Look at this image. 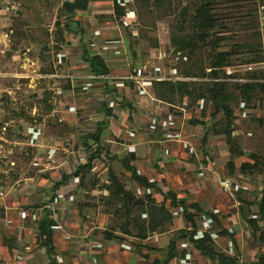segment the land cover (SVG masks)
Segmentation results:
<instances>
[{"label":"rangeland","instance_id":"1","mask_svg":"<svg viewBox=\"0 0 264 264\" xmlns=\"http://www.w3.org/2000/svg\"><path fill=\"white\" fill-rule=\"evenodd\" d=\"M73 1L0 0V264H9L6 255L24 250L15 228H10L17 227L14 220L21 210L28 211L33 219L36 213L48 211L67 231L76 229V243L63 230L64 237H68L64 251L89 252L86 241L96 236L103 261L93 264H107L106 256L122 262L131 254H139L131 255L135 264L137 258L142 264H154L156 258L164 257L172 235L186 224L179 209L173 225L150 233L145 240L124 236L122 227L115 228V233L124 239L121 245L127 239L133 253L121 250L119 241L111 244L114 247L106 243L105 231H114L126 219L115 214L123 206L122 201L108 204L105 185L111 184L110 170L136 199L146 192L144 195L151 194L167 210L169 201L164 197L169 191L198 203L203 211L219 207L221 214H226H219L225 217L223 229L229 232L219 230L214 246L233 257L235 264H252L259 256L264 257V219H260L258 208L264 188V0H211L210 15L215 24L205 35L195 21L202 0H118L123 11L120 17L115 14V0H99V6L88 3V8L77 10L71 20L65 4ZM73 21L80 23L83 33L65 30ZM128 25H132L130 31H126ZM177 38L194 39L196 44L192 49H181L175 44ZM86 49L92 54L101 53L118 77L128 74L134 51L137 65L150 57L154 71L165 80L154 87L159 100L165 101L159 98L162 87L158 84H185L184 95L175 94L170 104L185 107L186 115L165 108L163 112L158 110L156 117L166 114L168 124L171 115L177 116L175 132L184 138L173 144L171 153L161 143L163 138L145 133V126L154 122L153 105L144 103L134 111L130 108L124 124H130L137 134L138 147L127 149L135 142L134 137L127 135L118 116H104L100 89L83 93L72 88L70 77L86 72ZM218 53H228L229 64L217 69L218 75L214 76L210 67ZM215 83L225 84L234 111L231 127H227L226 120L220 126V116H213L215 108L207 89ZM246 85L253 86V91L246 92ZM76 99L82 103L75 113H70L68 108L75 105ZM126 102L123 105L127 107ZM104 120L108 125L102 141L96 144L89 137ZM86 140L93 150L106 147L102 157L115 155L114 161L108 164L101 157L100 165L105 168H97L95 174L92 170L81 173L60 189L57 185L62 176L73 173L81 163L80 156L88 152L83 145ZM185 141H190L194 150ZM234 145L243 155L232 153ZM126 154L135 155L134 165L157 183V189L144 191L132 180L120 161ZM230 161L235 163L232 168ZM247 162H257L256 168L242 170ZM82 175L84 184L77 189ZM228 180L233 186L225 188ZM74 187L76 203L62 212L60 206L52 210L56 198ZM135 215L139 220L147 219L138 209ZM255 219L258 222L254 224ZM36 222L32 220V226L28 223L25 228L31 238L36 237L31 230L37 228ZM153 234L161 235L160 241L154 240ZM54 243H58L57 238ZM182 248L189 252L186 264H206L198 261L203 255L194 254L192 243L183 241ZM40 250L37 247L34 251ZM114 253L121 257L115 260ZM192 254L196 262L189 259ZM53 259L57 263L54 256ZM53 259L46 255L37 264H54ZM61 261L70 264L62 258ZM83 261L88 264L87 259Z\"/></svg>","mask_w":264,"mask_h":264},{"label":"trees","instance_id":"2","mask_svg":"<svg viewBox=\"0 0 264 264\" xmlns=\"http://www.w3.org/2000/svg\"><path fill=\"white\" fill-rule=\"evenodd\" d=\"M210 2L211 0H202L199 4L196 14H195V21L198 22L199 29L202 30V33L205 35L206 31L209 32L214 28V20L212 15H210ZM89 1H82V0H74L72 3H66L65 9L72 14V18H74V14H76L77 10L83 9L86 10L88 8ZM115 14L116 17H120L123 14V11L119 8L118 0H115ZM69 33H83V28L80 26V23L78 21L70 22L67 25V28L65 29ZM175 44H178L181 49L187 48L192 49L194 48L196 41L194 39H188L187 41L182 40V38L175 39ZM87 49L84 53V62H86L92 71L97 73H109L110 68L108 67L107 63L105 62L103 56L97 55V54H91ZM228 53H218L216 60L212 63L211 69H212V75L217 76L218 72L217 69L223 68L229 64V59L227 57ZM158 85H161L162 91L158 94L160 99H163L169 103L173 102V96L177 93L179 95H184V83H178V84H172V83H160ZM105 94L111 93L116 94L115 96H119L118 89L112 88L110 86H106L105 88ZM210 99L212 100L214 104L215 111L213 113L214 117H219L218 124L220 126L223 125L222 122L226 120L227 127H231L233 121H234V111L233 108L230 106L229 96L226 94L225 91V84L223 83H215L212 87L207 89ZM246 92L253 91V86L246 85L245 86ZM193 94V93H192ZM191 95V94H190ZM204 95V94H203ZM127 99V97L122 96ZM127 106L129 108L132 107V103L127 99L126 102ZM173 104V103H172ZM102 110L104 113H106V116H109L111 114V110H109L104 104H102ZM199 122V121H197ZM108 123L104 121H101L98 124V127L95 131V133L89 137L92 139V141L96 143L101 142V137L103 135L104 130L107 128ZM231 134V131H228ZM84 146H86V149L88 150V161L85 164H80L76 170L73 173L70 174H64L62 178L60 179L58 183V187L61 189L64 185L68 184L71 181V178H78L79 175L86 174L92 170L93 167V161L96 159V157H100V161L107 162L108 164H112L114 161V157L110 156L109 153L106 155H109L108 158H103L102 150L106 147L98 146V149L93 150L88 141L86 140L85 143H83ZM232 153L236 156H241L243 153L238 152L237 149H235V145L231 149ZM127 157H124L121 159V163L126 168L127 172L131 173L132 180L137 183L144 191H147L149 189L156 188L157 189V183L154 181H151L147 176L143 175V173H140L139 169L136 165H134L133 162L136 161V157L134 154H126ZM103 160H102V158ZM119 158V157H118ZM257 162L254 164L252 163H244L242 166V170L256 168ZM112 166V165H110ZM229 166L232 168L235 166L234 161H230ZM91 173V172H90ZM111 173V184L105 185L106 189L109 193L108 198V204L122 201L124 204L118 209H116L115 214L120 217H125V221L119 223L116 225V227L113 228L114 231L107 232L105 231V237L107 240H117L119 242H122L123 237L117 235L115 232V228L122 227L123 229L122 234L124 236H133L139 240H145L150 233L158 231L161 232V230L169 228L174 223V216L173 212L167 210L164 205L160 206L156 203V199L152 197L151 194L144 195L146 192H144L143 197H140L136 199L134 197L132 191L126 190L124 183L122 179L120 180L119 176L116 175L114 172L110 170ZM83 176V175H82ZM81 176V177H82ZM85 176L82 177L81 181L78 184L77 189H81V184H84ZM261 198L259 200V214L260 219H264V188L261 191ZM164 199L166 201L170 202L171 209H182V215L184 219H186L188 222H190L194 228L193 231H189L186 229H182L179 231H176L174 235H172V238L169 242V245L167 247V252L164 257L156 258L154 264H171V261L175 258H181L185 259V255L187 254L186 249H180V243L183 241H187L193 244L194 248L201 252V254L209 258L213 261H218V264H235V259L230 258L226 256L224 253H220L216 251L215 243L213 242V239L211 237L210 233H203L202 235H197L196 232V224H195V218L194 215L191 214L190 210H196L198 213L203 212V209L200 207L198 203H190L188 199H182L178 197L175 193L172 191H169L165 194ZM54 200V199H53ZM136 209L139 210V212L146 215L147 219L139 220L137 215H135ZM159 215V216H158ZM162 215V217L160 216ZM141 218V217H140ZM149 218V221H148ZM256 220V219H255ZM258 222L256 220L254 224ZM37 224V232L40 238L39 247L40 249H44L46 254L53 259V256L56 251L55 243H54V233L57 227V222L51 217L50 213L46 211L40 220L36 222ZM218 226L221 228L222 233L227 234L229 232L228 229H223L221 223L218 222ZM137 231L136 233L133 232V229ZM233 237V235H231ZM54 263V259L52 260ZM252 264H264V257L259 256L257 258L256 262H253Z\"/></svg>","mask_w":264,"mask_h":264},{"label":"built area","instance_id":"3","mask_svg":"<svg viewBox=\"0 0 264 264\" xmlns=\"http://www.w3.org/2000/svg\"><path fill=\"white\" fill-rule=\"evenodd\" d=\"M130 26H132V25L126 26V27H128L126 29V31L129 30V28H132ZM97 55H101V53H99ZM141 61H142L141 65H137V62H136V65H135L133 71L131 70V67H130L128 74L125 76H121V77L113 75L114 73L111 72V70L109 73L94 72L91 70V68L87 64L88 66H87L86 72L78 73V74L75 73L70 77L71 81H72V88L73 89L79 88V90H81L83 93H88L91 89H94L95 87L100 89V92H102L103 96H104L103 104L109 110H111V114L113 116H116V117L118 116L120 118L121 127L126 131L127 135L134 137L135 142L133 144L127 145V143H125L127 145V149L135 148L138 145V143H136L138 141V136H137V134L134 133L135 131L132 129V126L130 124L129 125H126L127 123L124 124V120L126 119V117H128V115H130V111H129L130 108L128 106L127 107L124 106L123 102L125 100L127 101V99H128L132 103L133 111L136 109V107H138L139 105H142L144 103H146L147 106H149V107H151L153 105L152 108H154V117L152 119H154V122L149 123L148 125L145 126V133L147 135H150L152 133V134H155V135L163 138L161 143L166 146V149H165L166 152L167 151L171 152L172 151L171 147H173V144L178 143L180 140H182L181 135H179V137H178V135L175 132L177 129V127L175 125L177 122V116H175V114L171 115V117L169 118V123L167 124L166 117H165L166 114L162 115V117L161 118L159 117L158 119L156 118L157 114L160 110L162 112H163V110L165 111V108H168V110L171 108H174V109H177L178 112H183L186 115V109H185V107H179V106H176L174 104H170L168 102L159 100L155 96V93H154L155 84L157 82H162L164 79L159 77L157 71H154V67H152V60L150 59V57L141 59ZM131 66H132V64H131ZM166 80L170 81V79H166ZM107 85L112 87V88H117L119 96L116 97L115 96L116 94H111V93L105 94V90H106L105 88ZM120 89H122V90H120ZM90 92H92V91H90ZM122 96L127 97V99L122 97ZM80 103H82V100L80 101V100L76 99L75 105H71L68 108V111L70 113L71 112L75 113L78 110L77 105H79ZM167 112L169 113V111H167ZM103 114H104V116H106V113L103 112ZM182 118L185 119V117H182ZM168 125H170L169 130H168ZM101 141H102V138H101ZM96 144H98V143H96ZM79 155H81V154H79ZM84 155L86 156V158H85V156H82V155L80 156L81 158L83 157L80 160L81 161L80 164H85L88 161V152H85ZM101 163H102V161H100L99 159L98 160L95 159L93 161L92 174H95L97 172L96 169L99 167L102 169L105 168L104 164H103V166L100 165ZM223 186L225 188H229L233 185H232L231 181L228 180L225 182V184ZM76 197H77V195H76V190L74 187L71 190H68L65 193L61 194L58 198H56L58 200H56L54 202L52 210H54L55 208L57 209L58 206L61 207L60 208L61 212H62V210L63 211L68 210V208L71 205H73V203L74 204L76 203V200H77ZM168 206L169 207L171 206L170 202L168 203ZM49 207L50 206H48V209H49ZM189 212L194 215L195 224L197 225L196 218L199 214L195 210H190ZM181 213H182V211H181ZM42 216L43 215L36 213L34 216L36 219L35 221L40 220ZM173 216L174 217L179 216L177 211H176V213L173 212ZM19 218L21 219L22 223H25V224H28V223L31 224V221L34 220L32 215H30V213L26 210L20 211ZM203 218L205 220V217H203ZM204 220H202V221H204ZM56 222H57V227H56V230L54 233V237L56 235L62 234V232L64 230L63 224L60 223L59 221H56ZM184 229L189 230V231L194 230L192 224L190 222H188L187 220H186V224L184 225ZM196 232H197V235L203 234V233L200 234L201 232L198 230V228H196ZM204 233H210V231L206 230V231H204ZM66 234H64L63 236H65ZM66 238H68V237H66ZM64 243L66 244L65 241H64ZM67 243H69V242H67ZM226 255L228 256V253ZM185 260H187V259H185ZM192 260H194L196 262L197 258L194 257L193 259H191V261ZM171 264H186V262L184 261V259L181 260L180 258H175L171 261Z\"/></svg>","mask_w":264,"mask_h":264},{"label":"crops","instance_id":"4","mask_svg":"<svg viewBox=\"0 0 264 264\" xmlns=\"http://www.w3.org/2000/svg\"><path fill=\"white\" fill-rule=\"evenodd\" d=\"M89 1V5H98L99 6V0H88ZM102 56V55H101ZM104 58V56H103ZM105 62L107 63L106 59L104 58ZM108 67L110 68V65L107 63ZM182 134V133H181ZM183 136L181 135V138ZM184 138V137H183ZM187 144H189L188 148L194 150V147L192 146L191 142L190 141H185ZM190 142V143H189ZM184 144V143H183ZM164 145V144H163ZM138 147V146H136ZM135 147V148H136ZM151 149V148H150ZM189 149V150H190ZM188 150V152H189ZM135 152L136 149H135ZM172 152V151H171ZM170 151H167V153H171ZM201 176V175H199ZM181 198V197H180ZM170 208V207H169ZM176 210V209H175ZM193 210V209H192ZM195 210V209H194ZM170 211H172V209H170ZM177 211V210H176ZM179 211L181 212L182 209L179 208ZM196 211V210H195ZM221 209H219V207L216 209V210H211V211H208V210H205L203 212H197L199 215L197 216L196 218V228H198V230L201 232H199L200 234L204 233V231L206 230H209L210 231V234L212 236V239H213V242L215 243L219 238L218 236L220 237V234H219V230L221 229L219 226H218V222L221 223L222 227H224V218L225 217H220L219 214H221ZM178 215H180V213L177 211ZM201 215V216H200ZM221 215H226L225 213L224 214H221ZM181 218L183 219V215L181 213ZM205 217V220L204 218ZM36 219H34L35 221ZM204 220V221H202ZM17 221L18 222V225L17 227L15 226H12L10 227L11 229L15 228L14 230V233L15 235L19 236V243L21 242V244L23 245V251H20L18 254L15 253H12V254H8L6 255L7 257L5 258L6 260H8L9 264H37L38 262H40L39 260L41 259V257H45L47 254L46 252L44 251V249H41L40 251H34L37 247H39V243H40V238H39V235H38V232H37V229L35 228H32L31 227V230L33 231V233L36 235V237L34 238H31V235H27L25 233V231L27 230V227H28V224H25V223H22L21 219L19 218V215H18V219L14 220V222ZM19 222L22 223L21 226H19ZM32 226V224H30ZM72 226V225H71ZM65 225H64V229H65ZM26 228V230H25ZM66 233H68L67 235L70 236V239H71V242L72 243H76V239H77V236H76V233H77V230L74 229L73 227L70 228V230L67 231V229H65ZM160 234V233H159ZM156 235V234H153L151 236H154V240L156 239L157 242L160 241L159 237L158 236H163L164 233H162L161 235ZM150 236V237H151ZM63 239H62V238ZM37 238H39V241L37 240ZM55 240L57 238L58 240V243H55V246H56V250L55 251V255L54 257L57 259V263L55 261L54 264H58V262H60L59 264H63V261H61V258L62 260H66V262H69L70 264H83L85 259L88 260V264H93L94 262H97L99 260H102L103 261V256L100 254L101 250L99 248V244L97 241H95L96 239V236H91V240L88 239L89 241H86V242H89L88 243V249H89V252L86 251V249H84V251H72V252H67V251H64V240H67L65 239V237L63 236V234H59V235H56L55 237ZM84 238H87V237H84ZM125 238V237H124ZM149 239V238H148ZM26 241V242H25ZM70 241V240H69ZM117 240H106V243H109L110 246H113L111 244H113L114 242L116 244H118L116 242ZM128 240L126 239V244L124 246H122L121 244L123 243V240L122 242H120V244H118L120 246V249L121 250H126L128 252L131 251V246L129 244V242H127ZM101 242V241H100ZM235 242V241H234ZM26 243V244H25ZM146 243V242H145ZM107 246V245H106ZM108 245L107 249L111 250V253L113 252L112 251V247H110ZM122 246V247H121ZM114 247V246H113ZM216 248V251L217 252H220L222 253L223 251L220 250L219 248L215 247ZM92 249H95L94 251ZM58 250L60 251L61 250V253H58ZM74 250V248L72 249ZM63 252V253H62ZM87 252V253H86ZM95 252L94 254H91ZM97 252V253H96ZM194 254H200V256H202L201 252H199L198 250L194 249ZM226 252V251H225ZM20 253H22V255H25V256H21L19 255ZM131 253H133L131 251ZM224 253V252H223ZM41 254V256H40ZM86 254H89V255H86ZM225 254V253H224ZM104 255V254H103ZM133 256V254H131ZM130 255V257H128V259L126 258V261H122L117 259L118 257L120 258L121 255L117 254V253H114V257H115V260L116 262L112 261L111 257L109 256H106V262L107 264H135L134 261H131V259H133V257L135 255H137V257H139V254H134V256L132 257ZM187 255H189V252H187ZM36 257V258H35ZM195 256H193V254L189 257V258H194ZM105 258V257H104ZM110 258V259H109ZM188 257H186L185 259H187ZM197 258V257H196ZM233 258V257H232ZM181 259V258H180ZM127 260H129L127 262ZM136 260V259H135ZM182 260V259H181ZM210 262H209V261ZM15 261V262H14ZM37 261V262H36ZM198 261H203L205 262L206 261V264H218V261H213L211 259H208L204 256H202V260H198ZM254 261V260H253ZM138 264H142L143 261H140L139 258H137V262ZM153 264V263H152Z\"/></svg>","mask_w":264,"mask_h":264},{"label":"water","instance_id":"5","mask_svg":"<svg viewBox=\"0 0 264 264\" xmlns=\"http://www.w3.org/2000/svg\"><path fill=\"white\" fill-rule=\"evenodd\" d=\"M136 61H137V53L136 51L133 52V61H132V66H131V70L133 71L135 65H136Z\"/></svg>","mask_w":264,"mask_h":264},{"label":"clouds","instance_id":"6","mask_svg":"<svg viewBox=\"0 0 264 264\" xmlns=\"http://www.w3.org/2000/svg\"><path fill=\"white\" fill-rule=\"evenodd\" d=\"M137 62V61H136ZM86 63V62H85ZM87 64V63H86ZM171 209V208H170ZM173 211V210H172ZM186 220V219H185Z\"/></svg>","mask_w":264,"mask_h":264}]
</instances>
